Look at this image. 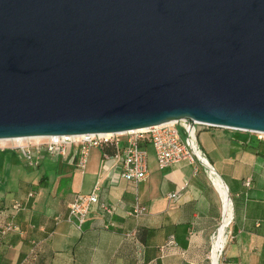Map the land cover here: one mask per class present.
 <instances>
[{"label": "water", "instance_id": "95a60500", "mask_svg": "<svg viewBox=\"0 0 264 264\" xmlns=\"http://www.w3.org/2000/svg\"><path fill=\"white\" fill-rule=\"evenodd\" d=\"M182 120L264 133V0H0V140Z\"/></svg>", "mask_w": 264, "mask_h": 264}, {"label": "crops", "instance_id": "0c3cea01", "mask_svg": "<svg viewBox=\"0 0 264 264\" xmlns=\"http://www.w3.org/2000/svg\"><path fill=\"white\" fill-rule=\"evenodd\" d=\"M240 132L202 128L197 141L232 204L222 263L264 264V142ZM147 151L148 175L137 186L120 179V158H106L108 150H92L84 174L60 159H44L35 169L10 166L9 180L0 176V230L8 223L17 230L0 235V264H137L139 247L143 264H209L220 188L200 165L184 161L161 170ZM95 188L99 204L77 230L67 221L68 206ZM14 203L24 208L14 211ZM136 204L146 208L139 220L131 216ZM132 231L139 246L126 237ZM170 237L175 248L167 249Z\"/></svg>", "mask_w": 264, "mask_h": 264}, {"label": "built area", "instance_id": "2783aa9c", "mask_svg": "<svg viewBox=\"0 0 264 264\" xmlns=\"http://www.w3.org/2000/svg\"><path fill=\"white\" fill-rule=\"evenodd\" d=\"M202 128L208 127L193 121L182 120L180 122H170L148 129L130 131L116 135L94 134L81 136H55L42 138L38 141L13 143L4 146L0 145V152L9 151L15 154L26 167L31 169L38 168L44 159L52 161L58 159L66 160L69 163H72L81 174H84L88 157L92 150L105 152V150L113 149L115 151L113 156L120 158V179L137 186L145 181L148 175L149 154L147 146L151 148L157 166L161 170L186 161L193 165H200L207 173L206 168L202 165L200 157L197 155V152H199V154H201L207 161L205 155L200 150L197 141L199 130ZM249 134L253 135L257 141L264 142V133L254 132ZM104 156L109 158L110 155ZM209 166L213 169L210 164ZM249 185L250 181L247 180L244 183V186L248 187ZM96 190L97 188H95L92 193L86 195L77 194L68 206L67 221L74 225L77 230H81L86 222L90 207L99 204L95 193ZM175 196V194H170L168 195V198L173 199ZM100 206L105 213L109 215L112 213V211L104 205ZM11 208L12 210L19 212L24 207L19 203H14ZM145 213L146 208L136 204L131 216L139 220L145 215ZM16 230L17 228L13 223H8L2 227L0 235L4 236L7 233ZM214 234L211 238V247L214 240ZM126 237L134 240V243L139 246L134 231L127 233ZM165 248H175L173 237L168 239ZM142 250V247H139L137 264H143ZM223 251L219 256L218 264H223ZM208 260L209 264H212L210 256L208 257Z\"/></svg>", "mask_w": 264, "mask_h": 264}, {"label": "bare ground", "instance_id": "6f19581e", "mask_svg": "<svg viewBox=\"0 0 264 264\" xmlns=\"http://www.w3.org/2000/svg\"><path fill=\"white\" fill-rule=\"evenodd\" d=\"M41 139L42 138L37 137V138H27V139L0 140V145L4 146L7 144L28 142V141H38ZM197 155L200 157L202 165L206 168L209 177H211L212 183L215 186H218L220 188L221 195H222V213H221V218L219 222L218 237L215 242V245L213 246L209 254L212 264H218L219 256L224 250V246L226 243L227 228L232 219V204H231L226 186L220 183H217L215 180H214L215 182L213 181L212 176H213L214 170L209 166L208 160L206 161L205 158L201 154H199V152H197Z\"/></svg>", "mask_w": 264, "mask_h": 264}, {"label": "rangeland", "instance_id": "374dc122", "mask_svg": "<svg viewBox=\"0 0 264 264\" xmlns=\"http://www.w3.org/2000/svg\"><path fill=\"white\" fill-rule=\"evenodd\" d=\"M240 132V131H238ZM241 133V132H240ZM242 133H245V132H242ZM8 145V144H7ZM153 153V152H152ZM49 161H52V160H49ZM48 162H44V165L47 164ZM21 166V161L20 159L14 154V155H11L10 153L8 152H1L0 153V176L3 177V178H6L5 176L8 174L7 171L9 169L10 166ZM23 167H21L22 169ZM26 168V167H25ZM28 168V167H27ZM29 169V168H28ZM24 173L26 172V170H22ZM23 173V175H24ZM8 179V178H6ZM9 180V179H8ZM13 183L14 181L12 179H10ZM7 185V184H6ZM5 185V186H6ZM4 186V187H5ZM217 229V228H216ZM211 248V247H210ZM209 248V253H210V249Z\"/></svg>", "mask_w": 264, "mask_h": 264}, {"label": "trees", "instance_id": "16d2710c", "mask_svg": "<svg viewBox=\"0 0 264 264\" xmlns=\"http://www.w3.org/2000/svg\"><path fill=\"white\" fill-rule=\"evenodd\" d=\"M3 152H8L10 153L11 155H14L13 153L9 152V151H3ZM1 153V152H0ZM108 155H114L115 154V151L113 149H108V152H107ZM21 205V204H20ZM24 207V206H23Z\"/></svg>", "mask_w": 264, "mask_h": 264}]
</instances>
